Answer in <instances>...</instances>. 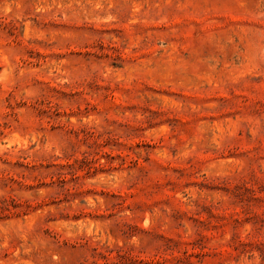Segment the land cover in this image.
Masks as SVG:
<instances>
[{
	"label": "rangeland",
	"instance_id": "obj_1",
	"mask_svg": "<svg viewBox=\"0 0 264 264\" xmlns=\"http://www.w3.org/2000/svg\"><path fill=\"white\" fill-rule=\"evenodd\" d=\"M0 264H264V0H0Z\"/></svg>",
	"mask_w": 264,
	"mask_h": 264
}]
</instances>
